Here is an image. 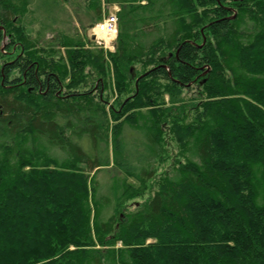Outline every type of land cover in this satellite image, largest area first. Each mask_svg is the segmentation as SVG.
Wrapping results in <instances>:
<instances>
[{
  "label": "trees",
  "instance_id": "trees-1",
  "mask_svg": "<svg viewBox=\"0 0 264 264\" xmlns=\"http://www.w3.org/2000/svg\"><path fill=\"white\" fill-rule=\"evenodd\" d=\"M115 1L107 108L102 51L0 0V264H264V0Z\"/></svg>",
  "mask_w": 264,
  "mask_h": 264
},
{
  "label": "rangeland",
  "instance_id": "rangeland-1",
  "mask_svg": "<svg viewBox=\"0 0 264 264\" xmlns=\"http://www.w3.org/2000/svg\"><path fill=\"white\" fill-rule=\"evenodd\" d=\"M92 0H33L29 5V9L21 14V22L26 28L27 32H31V38L37 44V47L51 46L54 49H60L55 46L61 41L62 38L72 39L75 36L81 38V41L85 44V48L92 49L95 51H102L104 56L103 65L104 70V81L107 84L106 91L103 93V97H107L105 100L109 108L115 106L117 101L124 100V95H120L117 82L116 74L114 73V66L109 58V55H113L115 52V46L118 38L116 37L113 45L110 48L104 47L103 40L99 39L100 44L96 42L91 36V29L98 22V16L95 11V6L91 4ZM100 11L101 18L112 15L115 13L119 19L120 14L124 11L125 6L115 0H100ZM144 4V2H142ZM18 5V4H17ZM23 10V3L20 4ZM119 21V20H118ZM150 29V28H149ZM118 36V34H117ZM6 44V39L4 40ZM49 47V48H51ZM63 51L62 49H60ZM137 68V66H135ZM88 71V70H87ZM141 71V70H140ZM145 72L141 75L142 72ZM147 69L144 68L139 74L140 78L148 75ZM95 82H93L94 84ZM104 83V84H105ZM105 84V85H106ZM89 85V84H84ZM96 85V83H95ZM102 89V86H101ZM189 96L195 97L196 93H188ZM187 95V97H188ZM186 97V98H187ZM201 99V96H197ZM112 122V121H111ZM113 122L110 123V128L113 126ZM130 138L129 136H127ZM178 158H170L162 162L163 168L158 173H164L168 171L173 165V161ZM112 167V165H111ZM117 171L112 169V175L116 174ZM94 172L91 173V176ZM142 199H136L138 202H143Z\"/></svg>",
  "mask_w": 264,
  "mask_h": 264
},
{
  "label": "built area",
  "instance_id": "built-area-1",
  "mask_svg": "<svg viewBox=\"0 0 264 264\" xmlns=\"http://www.w3.org/2000/svg\"><path fill=\"white\" fill-rule=\"evenodd\" d=\"M118 34V18L115 13L101 18L91 29V36L100 44L103 40L104 47L110 48Z\"/></svg>",
  "mask_w": 264,
  "mask_h": 264
}]
</instances>
